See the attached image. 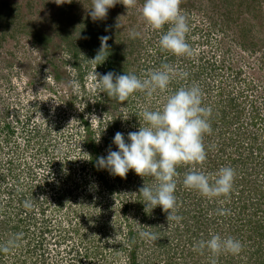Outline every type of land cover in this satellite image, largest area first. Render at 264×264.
<instances>
[{
  "label": "rangeland",
  "instance_id": "1",
  "mask_svg": "<svg viewBox=\"0 0 264 264\" xmlns=\"http://www.w3.org/2000/svg\"><path fill=\"white\" fill-rule=\"evenodd\" d=\"M76 3L75 28L62 31L55 29L61 16L57 8L64 3L0 0V264H128V247L123 248L125 218L137 232L139 264L168 260L166 250L156 241L140 236L145 231L140 225L145 205L137 207L129 185H123L125 179H115L107 169L99 168L104 176L100 180L89 164L87 126L99 155L106 156L109 147L117 150L113 143L116 132L124 133L127 141L128 132L137 131L139 123L143 126L142 109L161 106L169 94L148 97L137 92L121 104L106 93L92 91L89 76L96 63L91 59L100 48L99 37L109 36L107 24L116 20V37L130 39L125 53L127 70H135L132 63L140 43L154 58L166 57L167 63L187 73V68L206 65L201 75L197 70L199 81L192 83L207 89L204 97L210 94L214 101L219 98L218 90L224 89L221 98L228 113L227 128L241 136L244 144L240 153L246 163L239 164L244 171L235 172L237 180L247 176L244 186H233L234 193L227 200L222 196L208 199L195 190L202 202L191 206L190 212L200 216L201 227L194 224L188 231L180 227L172 232L170 226L176 221L165 218L167 223L157 236L174 258L182 247L186 249L189 237H196L197 242L211 234L236 238L228 228L243 207L239 203L264 205V0H182L181 10L193 28L187 38L193 49L191 57L162 50L158 43L161 33L143 21L139 5L126 9L117 3L106 19L93 21L91 0ZM32 29L52 40L41 45L29 34ZM131 30L140 36L131 38ZM65 33L68 39H62ZM119 65L122 68V62ZM160 66L150 61L135 74L142 77ZM95 71L104 74V64H98ZM11 120H17L13 132ZM129 172L131 180L139 182L140 176ZM152 181V185L156 183ZM124 204L129 207L125 214ZM225 210L227 215L220 214ZM204 226L211 232L206 239L204 233H197ZM244 239L241 234L238 240ZM248 243L242 242L235 262L247 261L252 249ZM204 254L205 260L199 264L211 262L210 252L205 249ZM194 259L196 256L190 260Z\"/></svg>",
  "mask_w": 264,
  "mask_h": 264
},
{
  "label": "clouds",
  "instance_id": "2",
  "mask_svg": "<svg viewBox=\"0 0 264 264\" xmlns=\"http://www.w3.org/2000/svg\"><path fill=\"white\" fill-rule=\"evenodd\" d=\"M59 5L70 3L71 0H54ZM117 3L126 9L138 7L143 21L153 31L161 33L159 46L162 50L175 56L193 55V49L187 41L190 31L186 15L181 10L182 0H91L89 15L93 21L106 19L108 10ZM167 30L165 31V26ZM131 38H137L140 33L136 30L129 32ZM86 38V37H85ZM109 36H101L100 50L91 60L96 66L106 59L100 53L108 49ZM95 66V68H96ZM93 69L89 76L92 82V91L97 94L106 93L109 98L121 104L126 102L134 93L141 92L148 97L156 93L169 92V86L175 79H186L188 73L181 71L177 66L163 63L159 68L150 70L138 76L134 72L116 74L113 71L100 74ZM78 90V89H77ZM212 109L203 103V91L197 84L181 86L168 94L162 105L150 110L143 108L140 115L143 126L139 123L137 131L125 134L116 132L113 143L117 150L109 147L106 156L97 157V167L107 169L110 174L126 178L129 170H133L142 178L154 177L156 183L143 185L139 194L143 197L145 212L160 206L167 213V221L179 223L182 216L177 215L178 167L189 166L183 175L182 183L185 188L198 191L208 199L227 197L233 190L235 170L231 166H224L214 174L206 173L197 165H203L208 152L204 143L205 135L212 133L210 122ZM129 114L123 119H128ZM106 126L104 129H106ZM100 141V135L95 139ZM220 214L227 215V211ZM140 236L151 242L159 237L148 231H141ZM242 242L232 236L211 234L207 240H200L194 245V250L203 252L208 250L213 257L222 253L238 255L242 251ZM7 251V249H4ZM211 264H216L212 259Z\"/></svg>",
  "mask_w": 264,
  "mask_h": 264
},
{
  "label": "trees",
  "instance_id": "3",
  "mask_svg": "<svg viewBox=\"0 0 264 264\" xmlns=\"http://www.w3.org/2000/svg\"><path fill=\"white\" fill-rule=\"evenodd\" d=\"M78 4L76 3V0H71L70 3H64L62 6H58L59 9L58 12H60L61 16L58 17L57 21V28L55 30H74L75 24H76V18L74 16V7H76ZM66 22V23H65ZM64 24V25H63ZM118 24V21L112 23L109 22L108 25V32L109 36L112 38L108 41V49L103 50L100 54L102 56H105V63L104 64V73H107L108 71H113L116 74H124V72H134V73H140L139 70L140 68L146 66V64L150 61H154V63L157 65H162L163 63H167L168 61L166 60V57L163 58L161 56H158V59L154 58V55L148 52V49L142 45V43L139 44V48L137 49L138 55L135 57V61H133V67H135V70L129 69L127 70L126 64L127 62L125 61V53L127 49V44L129 43L130 39L126 38L122 35V38H117L116 37V32L115 30V25ZM44 29V27H41ZM24 29V28H23ZM29 34H32L34 36V39L38 41L41 45H46L49 43L52 38L48 35H44L42 31L36 32V29H32ZM84 34H86L84 32ZM62 39H68L69 36L65 33L62 34ZM126 38V39H125ZM86 41V39H84ZM68 45L70 44L67 43ZM70 46V45H69ZM100 48L97 50L99 52ZM130 51V49H129ZM98 52L95 54V56L98 54ZM147 54V57L145 55ZM119 55V57H118ZM145 55V56H144ZM94 56V57H95ZM146 57V58H143ZM77 57V56H76ZM122 62V68L119 64ZM77 63V62H76ZM96 63V62H95ZM126 63V64H125ZM100 65V64H99ZM193 67V65H192ZM197 70H200V75L203 70H206V65L198 64L195 65ZM188 70V76L186 79H175L169 86V94L171 91L176 90L177 88L181 86H190L194 83L193 81H199L198 78V73L199 71L195 70L194 68H187ZM145 71V70H144ZM56 78H60V76H56ZM205 88L202 89L203 91V103L205 106H209L212 109L211 117H210V122L212 126V133L210 135H205L204 137V143L207 148L208 152V158L206 162L201 166H196L199 169H202L206 173H216L219 168L224 167V166H231L234 168L235 172L242 173L243 166H239V164H245L246 161L241 158V150L240 149L244 144L241 141V136H239L237 133L229 130L227 128V121H226V116L228 113L225 111L224 104H223V98L221 96L223 95L222 91L224 90L222 87L221 89L218 90L217 94L219 98H216L217 100L214 101L215 99L212 98V95L208 94V98H205V93H206ZM216 96V95H215ZM130 98V97H129ZM128 98V99H129ZM131 102V101H130ZM141 102V101H140ZM222 104V107L219 108ZM219 108V109H218ZM92 130L89 126L86 128V133L91 136V131ZM136 131V130H133ZM227 135V136H226ZM85 138L86 140V145L89 146L90 150V157H89V164L92 167V171L94 174L98 175L100 177V180H104L103 174L100 172L99 167H97V157L101 156L99 155V148L97 150L96 145L94 144V140L90 139V137ZM225 137V138H223ZM241 146V147H240ZM244 147V146H243ZM237 154V155H235ZM189 166H179L177 171L179 173V176L176 178L177 179V190L175 195L177 196L178 200V210H177V215L182 216V220L176 224L173 223V226H170V229L173 228L172 232L177 231L180 227L184 231H188L189 228H193L194 224L195 226L197 225L198 227H201L200 223V216H195L192 215L190 212L191 206H194L195 204H200L202 202L201 200V195L195 192V190H190L184 187L182 180H183V175L186 171H188ZM241 171V172H240ZM244 171V170H243ZM109 172V171H108ZM110 173V172H109ZM129 173H127V176L125 181L123 182V185L125 184L126 186L129 185V193L135 195L133 197V201H136V205L139 208L143 207V197L142 195L139 194V189L145 184V185H152L151 182L155 178L150 177V176H145V177H139V182L137 180L132 181V177L130 178ZM98 177V178H99ZM247 176L244 175V177H241L239 180H237V176H235L234 180V187L238 188L239 186H244L243 181L246 180ZM115 179H121V177L114 175ZM233 190L228 195L227 197H230L233 194ZM239 193V190L236 192ZM225 200H227V197L222 196ZM216 199V198H215ZM245 202V201H244ZM244 202L239 203L241 204L240 207V212H237L235 215V220L229 224L228 232L230 233H235L237 235L236 238L239 239L241 237V234L244 235L245 239L242 240L243 243L248 241L249 247H252L251 250L248 251V259L246 260H237L235 262V255L225 253L227 254L226 256L222 253L218 257H213V255L210 253V261L212 259L216 260V264H264V205L261 204H255V201H251L250 205L244 204ZM229 203V202H227ZM229 206V205H228ZM129 207L128 205L124 204L122 207V212L125 214L126 211H128ZM247 212V214H243V212ZM219 213V212H217ZM229 213V212H228ZM260 213V214H258ZM153 214H155L158 218L156 223H153L152 220L156 219L153 217ZM188 216V217H187ZM161 218L163 220H161ZM167 218V213L162 211L160 206L155 207L151 213H147L143 211L140 225L142 226V229L145 231L147 230L148 232L151 230L152 233L154 234H159L162 233L163 227L167 222H164V219ZM191 218V219H190ZM125 232H124V243H125V250L126 246L128 247L127 250V260L128 264H139V259L137 258V250H136V245L138 244L136 238L137 232L134 231L133 225H131L130 221L128 218H125ZM159 221H162L163 223L159 224ZM245 223V224H244ZM244 225L249 226V228L244 227ZM162 227V228H161ZM205 230L198 229L197 233L199 235H202L203 233L204 238L209 235L211 232L204 226ZM245 230V231H244ZM203 231V232H202ZM216 233L218 232V225H215V229L213 230ZM228 232H223L222 233H228ZM159 237V236H158ZM210 237V236H209ZM206 237V238H209ZM200 238V237H199ZM205 238V239H206ZM189 241L187 243L186 249L182 247L181 254H179L177 257L174 258L172 254L174 253H169L167 250H169L165 244L163 243L160 238L156 240V244L160 248H164L166 250V257L168 260H164V264H199L201 262H204L203 256L205 250L203 252L196 251L194 250V247H192V244L195 245L197 242V238H188ZM123 243V244H124ZM192 248V249H191ZM204 254V255H203ZM196 256L197 260H190ZM189 258V261L186 259ZM198 259H201L198 261ZM204 259V260H203ZM244 261V262H243ZM211 264V262H209Z\"/></svg>",
  "mask_w": 264,
  "mask_h": 264
},
{
  "label": "built area",
  "instance_id": "4",
  "mask_svg": "<svg viewBox=\"0 0 264 264\" xmlns=\"http://www.w3.org/2000/svg\"><path fill=\"white\" fill-rule=\"evenodd\" d=\"M189 28H190V31H189L188 34H187V38L190 37V36H192V33H193V28H192V27H189ZM205 36H206V35H205V33L203 32V34H202V36H201L202 39H204ZM195 38H196V37H195ZM196 39H197V38H196ZM190 41H191V40H190ZM199 41H200V40H199ZM196 47H198V46H196ZM196 51H197V52H200V50H198L197 48H196ZM206 59H208V58L206 57Z\"/></svg>",
  "mask_w": 264,
  "mask_h": 264
},
{
  "label": "flooded vegetation",
  "instance_id": "5",
  "mask_svg": "<svg viewBox=\"0 0 264 264\" xmlns=\"http://www.w3.org/2000/svg\"><path fill=\"white\" fill-rule=\"evenodd\" d=\"M11 121H12V120H11ZM15 121H17V120H15ZM15 121H12V122H13V124H11V131H12V132H13V131H14V129H15V126H14V125H15V123H16ZM6 132H8V133H9L10 131H9V130H6ZM12 132H11L10 134H12Z\"/></svg>",
  "mask_w": 264,
  "mask_h": 264
}]
</instances>
